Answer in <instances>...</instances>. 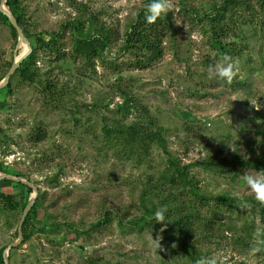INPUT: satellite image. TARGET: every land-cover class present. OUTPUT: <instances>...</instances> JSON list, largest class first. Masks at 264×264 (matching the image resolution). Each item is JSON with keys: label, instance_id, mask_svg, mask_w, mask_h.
Wrapping results in <instances>:
<instances>
[{"label": "rangeland", "instance_id": "374dc122", "mask_svg": "<svg viewBox=\"0 0 264 264\" xmlns=\"http://www.w3.org/2000/svg\"><path fill=\"white\" fill-rule=\"evenodd\" d=\"M163 2L161 14L171 16V25H163L161 55L145 69L126 37L151 0L7 4L14 17L23 16L21 28L33 46L37 38L61 34L52 52L36 48L35 83L14 74L9 91H0L7 103L0 112V166L37 191L0 182V192L19 204L16 212L0 214V251L19 241L23 205L35 199L27 226L32 237L25 242L22 229L8 264H193L179 241L205 264H264V218L248 185V177L261 182L264 175L240 166L264 156V12L256 8L257 19L238 12L241 31L225 39L236 52L226 55L235 65L227 83L210 73L225 57L212 49L206 20L217 0ZM103 31L112 42L99 57L77 53V40H98ZM25 49L0 21V79ZM137 124L160 133L168 154L158 146L144 156L130 154L115 146L114 133L106 134ZM40 133L45 137L37 142ZM169 156L190 168L200 194L231 201L197 204L199 218L185 235L157 216L196 202L166 192ZM213 159L236 165L210 171L205 165ZM152 198L156 221L136 227Z\"/></svg>", "mask_w": 264, "mask_h": 264}, {"label": "trees", "instance_id": "16d2710c", "mask_svg": "<svg viewBox=\"0 0 264 264\" xmlns=\"http://www.w3.org/2000/svg\"><path fill=\"white\" fill-rule=\"evenodd\" d=\"M217 0L215 3V10L214 13L207 16L206 20L209 22V39L212 49L216 51L218 57L226 56L228 54L236 53L235 50L230 49L225 39L234 32L241 31V25L239 23L240 16H238V12L240 11H248L252 19H257L256 11L261 10L264 12V0ZM11 0H8V5H10ZM150 4V3H149ZM148 4V5H149ZM189 13L194 14V10H186ZM148 14V6L145 10H143L139 16L137 17L134 25L129 29L126 37V47L128 50H133L140 55H142L145 60H141L138 62L139 66L142 69H145L147 65L154 62L160 55H161V37H162V28L163 25H171V16L169 14H162L152 23H149L147 20ZM16 20L20 27L24 25V18L22 15H15ZM198 18V17H197ZM199 20H203L198 18ZM0 21L4 22L5 24L9 25L12 29L13 27L9 23L8 18L0 11ZM15 32V30L13 29ZM50 40L46 42L45 39L42 37L37 38L36 40V47L31 44L33 49L31 55L21 64L20 68L17 70L15 75L19 76L25 83H35L36 78L38 77L35 72H33V66H35V60L37 57V47H41L42 49H48L49 52H52V47L54 44L57 43L58 39L61 38V34H48ZM112 40L110 33L103 31L101 37L98 40L92 41H76V51L79 55L84 56L86 58L91 56H100L98 53L99 50L103 52V50L107 49L110 46ZM3 79H0V82ZM9 91V86L0 91ZM7 106L6 100L0 101V112L5 109ZM122 110L123 114H127L130 110V106L126 104ZM114 133L113 143L117 147H121L125 149L128 153H137V155H145L148 153L150 149L154 146L160 147L166 154H168L166 148V142L164 137L160 133H154L150 129H145L141 127V124L133 125V126H118L116 127L114 132H110L109 130L106 131L107 136H110ZM44 135L38 134L35 138L37 142H42L44 139ZM235 163V162H234ZM236 164H227L224 162H220L218 160H211L208 161L205 167L210 171H217L218 173L225 170L222 167L226 166L231 169V166H235ZM245 169H255L261 172L264 175V156H262L258 160H250L249 162L240 165ZM168 171L164 178L165 187H168L169 190L166 192L168 195L175 191L181 192L179 195L184 197L185 200L188 201V195H191L192 198L196 199V202L187 203L186 207L183 205H178L176 208H166L161 213L162 221L169 223L170 226L177 224L181 228V232L183 235L189 233L193 225L197 222H193L195 218H199L198 216V207L197 204L200 205L201 208H209V202L214 201L217 204L222 205H231L230 199L226 198H211L205 195L200 194L199 186L196 182L194 176L190 174V168L185 167L181 168L174 158L169 156L168 159ZM0 172L7 173L9 172L0 166ZM21 177L20 175H15ZM6 186H22L23 188L27 189L29 192L31 191L25 185L17 184L12 181H3ZM174 195V193H173ZM178 201V196H175ZM179 202V201H178ZM198 202V203H197ZM156 199L152 198L150 202V206H145V216L137 222H134V225L138 228L144 227L148 222L154 223L156 219L154 218V214L157 211L156 206ZM227 203V204H226ZM180 204V202L178 203ZM163 207L166 206L165 204H161ZM262 217L264 218V204L259 203ZM27 204L24 203L23 208H25ZM19 209V204L15 201L14 196L6 195L0 192V214H8L14 213ZM212 215H215L214 211H211ZM30 214L27 217L26 222L24 223L23 229L25 231L24 239L25 242L30 240L32 237V232L27 229L29 225L28 220L30 219ZM179 218V219H178ZM264 239V234H263ZM179 244L182 245L184 248L183 253L192 261L193 264H205L197 255H195V250H193L191 245H187L182 241H179ZM3 249L0 251V264H5L4 261V251Z\"/></svg>", "mask_w": 264, "mask_h": 264}, {"label": "water", "instance_id": "95a60500", "mask_svg": "<svg viewBox=\"0 0 264 264\" xmlns=\"http://www.w3.org/2000/svg\"><path fill=\"white\" fill-rule=\"evenodd\" d=\"M7 4H8V0H2L0 11L8 18L9 23L11 24V26L13 27V29L16 31V33L19 36L20 43H22L23 45H25L27 47V52L22 54L20 56V58L12 65V68L7 73V75L5 76L4 80L0 82V90H3L6 87H8V85L10 83V80H11V77L17 72V70L20 68L21 64L32 53V47H31L30 42L26 39V37L24 35V32H23L22 28L20 27V25L18 24V21L16 20V18L13 16V14L10 12L9 9L8 10L6 9ZM5 180L12 181V182H15L17 184L25 185L28 188H31L34 191V193L37 195L36 188L33 186V184L31 182L21 178V177L14 176V175H11V174L1 175L0 176V182L1 181H5ZM34 201H35V199L28 203V205L26 206L25 211L23 213V216H22V219H21V222H20V225H19V229H18V231H19V241L17 243L13 244L12 246L8 247L6 249V252L4 253L5 264L9 263L8 262L9 252L12 250V248H15V247L19 246L21 244V241L23 240L22 239V229H23V226H24V223H25L27 217L29 216V214H30V212L32 210V207L34 205Z\"/></svg>", "mask_w": 264, "mask_h": 264}, {"label": "clouds", "instance_id": "9594fccd", "mask_svg": "<svg viewBox=\"0 0 264 264\" xmlns=\"http://www.w3.org/2000/svg\"><path fill=\"white\" fill-rule=\"evenodd\" d=\"M165 10L166 5L163 0H151L148 5V22H154ZM210 73L218 79L230 83L235 75V65L229 57L225 56L210 70ZM248 185L250 190L253 191L255 199L264 204V181L258 182L254 177H248ZM157 216L161 217L162 214L157 213Z\"/></svg>", "mask_w": 264, "mask_h": 264}, {"label": "bare ground", "instance_id": "6f19581e", "mask_svg": "<svg viewBox=\"0 0 264 264\" xmlns=\"http://www.w3.org/2000/svg\"><path fill=\"white\" fill-rule=\"evenodd\" d=\"M6 9H7V7H6ZM8 10V9H7ZM24 52H26V49H25V51Z\"/></svg>", "mask_w": 264, "mask_h": 264}]
</instances>
